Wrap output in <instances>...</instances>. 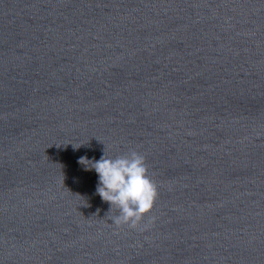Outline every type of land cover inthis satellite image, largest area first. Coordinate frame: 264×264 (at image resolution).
Returning a JSON list of instances; mask_svg holds the SVG:
<instances>
[{"label":"water","instance_id":"obj_1","mask_svg":"<svg viewBox=\"0 0 264 264\" xmlns=\"http://www.w3.org/2000/svg\"><path fill=\"white\" fill-rule=\"evenodd\" d=\"M130 150L137 228L78 163ZM0 264H264V0H0Z\"/></svg>","mask_w":264,"mask_h":264},{"label":"clouds","instance_id":"obj_2","mask_svg":"<svg viewBox=\"0 0 264 264\" xmlns=\"http://www.w3.org/2000/svg\"><path fill=\"white\" fill-rule=\"evenodd\" d=\"M78 163L98 174L97 194L110 204V211L114 206L118 210V215L111 218L115 225L137 228L153 209L158 198V186L148 173L143 154L130 150L110 158L105 153L98 161L81 157Z\"/></svg>","mask_w":264,"mask_h":264}]
</instances>
